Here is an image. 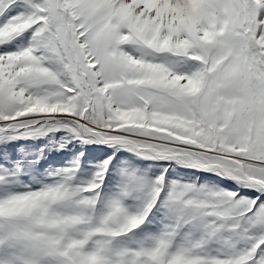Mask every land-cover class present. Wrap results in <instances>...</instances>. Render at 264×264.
I'll list each match as a JSON object with an SVG mask.
<instances>
[{
  "label": "snow or ice",
  "instance_id": "6c2138e0",
  "mask_svg": "<svg viewBox=\"0 0 264 264\" xmlns=\"http://www.w3.org/2000/svg\"><path fill=\"white\" fill-rule=\"evenodd\" d=\"M0 264H264V0H0Z\"/></svg>",
  "mask_w": 264,
  "mask_h": 264
}]
</instances>
